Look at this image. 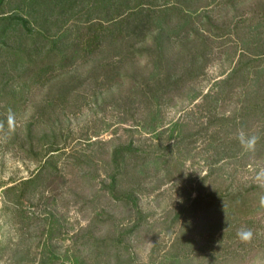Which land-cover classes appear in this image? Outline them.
Here are the masks:
<instances>
[{
  "label": "trees",
  "instance_id": "obj_1",
  "mask_svg": "<svg viewBox=\"0 0 264 264\" xmlns=\"http://www.w3.org/2000/svg\"><path fill=\"white\" fill-rule=\"evenodd\" d=\"M203 1L22 0L24 7L7 13L0 0L4 104L19 107L43 87L58 89L63 100L82 85V98L90 94L98 103L102 96L101 109L117 111L119 123L129 124L122 130L130 133L90 140V151L81 155L66 150L61 128L51 124L41 130L36 170L3 190L13 234L7 243L0 240V264H138L131 237L147 222L140 196L173 180L200 138L203 148L212 149L203 177L210 189L198 188L178 204L172 225L180 221L179 229L166 253L150 264H191L197 253L205 264H238L251 253L264 254V227L247 243L238 238L233 246L229 240L242 218L249 226L264 211V189L257 183L224 185L226 177L218 173L229 163L245 167L264 158V15L245 26L241 16L217 21L206 2L194 4ZM237 1L226 0L231 7ZM71 20L73 28L61 31ZM223 54L229 63L225 76L206 92L195 89ZM81 57L82 75L69 73ZM57 76L63 77L53 81ZM178 98L193 103L196 116L166 124L163 109ZM50 103L40 106L38 121ZM241 129L260 136L255 151L241 147ZM135 131L151 138L135 137ZM67 166L81 173L82 203L91 216L72 234V248L58 253L53 241L65 231L52 205L67 184ZM111 203L126 208L131 220H115L105 208Z\"/></svg>",
  "mask_w": 264,
  "mask_h": 264
},
{
  "label": "rangeland",
  "instance_id": "obj_2",
  "mask_svg": "<svg viewBox=\"0 0 264 264\" xmlns=\"http://www.w3.org/2000/svg\"><path fill=\"white\" fill-rule=\"evenodd\" d=\"M156 1L162 3L164 0ZM204 2L207 4V12L211 14L213 19H219L217 21L222 19L236 20L241 16L244 17L245 26L249 23H255L258 17L264 15V0H239L235 7H231L226 0H204L201 3L197 4L196 2L194 4L199 5ZM19 4L24 7L22 0H3L1 11L9 13L10 10L17 8ZM16 11L20 12V10ZM73 24L74 20L69 21L61 31L72 29ZM244 30L246 31L247 28H244ZM12 32L15 33V31ZM144 62L142 60L140 64L142 65ZM228 70L229 63L226 61L225 54H223L221 58L213 60L208 65L204 76L199 78L194 88L206 92L208 88L212 87L214 81L224 77ZM73 72L82 75V57L77 59L72 68H69V73ZM61 77L63 76H57L53 81H57ZM83 92L82 85H80L71 91L66 99L59 100L60 91L58 89L49 91L48 87L36 88L28 95L25 104L20 103L19 107H7L4 104V99L0 98V122L5 124V131L0 132V226L2 228L0 240H3V242L7 243L13 234V219L10 214L3 210L5 205L3 190L13 182L30 176L36 170L38 163L35 158L42 153L41 142L38 138L42 129L50 127L51 124L57 129L61 128L66 138V150L81 155L83 151H90L88 146L90 140H109L118 133L123 137L130 134L122 130L123 126L129 124L119 123L117 111L110 106L104 110L101 109L100 100L102 96L99 97L98 103H95L90 94H86L85 99L82 98ZM104 94L106 96L107 93ZM196 101H200V98ZM46 102H52L48 107L50 111L38 121V110ZM195 110L196 107L193 106V103H188L187 98H178L175 104L164 107V121L169 124L178 118L194 120ZM9 112L14 113L16 117L14 130L10 132L7 131ZM29 128L32 129L33 136L35 134L34 137L29 136ZM132 133L142 140L148 138L147 141H149V138H151V135L148 136L144 132L135 131ZM201 141L200 138L196 142L197 148L193 153V158L183 163L181 172H173V180L162 183L159 187L154 188L152 192L140 196L139 205L147 213V222L143 224L136 235L131 237V250L135 253L138 264H150L152 258L158 259L169 249L180 226V221L172 225L178 204L189 194L193 197L196 193L195 190L198 188H203L205 191L210 189L209 178L204 180L203 177L208 172V165L204 158L212 154V149L203 148L204 142ZM69 159L68 157L67 160ZM261 169H264V158L245 167H236L234 164L229 163L221 168L218 173H222V176L226 177L224 185L230 182H232V186L248 185L256 183L255 176ZM65 172L67 184L59 190L58 199L52 205L56 217L61 220L65 231L61 238L53 241V246L58 253H63L67 247L72 246V234L80 226L85 225L91 216L90 207L82 203L80 171L67 166ZM89 191V187L84 188L85 194H88ZM101 201L103 202V199ZM105 208L113 214L115 220H121L124 223L131 220L126 217V208L121 204H105ZM239 224L230 233L229 240L234 243L233 246H237V243L240 242L237 231L248 226L243 218ZM170 225L172 226L170 227ZM263 227L264 211L258 212L257 219L252 221L248 228L252 230L254 237L259 230L262 232ZM203 237L200 236L199 238L205 241L206 236ZM85 252L83 253L85 254ZM263 255L262 251L255 254L251 253L250 257L248 256L245 261L238 264H264ZM191 264H205V261H203L202 255L197 253Z\"/></svg>",
  "mask_w": 264,
  "mask_h": 264
},
{
  "label": "clouds",
  "instance_id": "obj_3",
  "mask_svg": "<svg viewBox=\"0 0 264 264\" xmlns=\"http://www.w3.org/2000/svg\"><path fill=\"white\" fill-rule=\"evenodd\" d=\"M15 120H16L15 114L9 112L7 116V126H8L7 131L10 132L14 130ZM4 131H5V124L4 122H0V132H4ZM237 139L244 151L253 152L255 151L256 145L260 140V136L255 134L249 135L243 129H241L237 133ZM255 181L262 189H264V169H261L257 173V175L255 176ZM260 204L262 207H264V195L260 196ZM237 237L242 242L247 243L252 240L253 232L249 228L242 227L237 231Z\"/></svg>",
  "mask_w": 264,
  "mask_h": 264
}]
</instances>
